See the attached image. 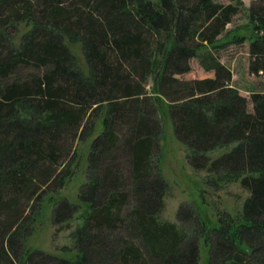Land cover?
<instances>
[{"label":"trees","instance_id":"16d2710c","mask_svg":"<svg viewBox=\"0 0 264 264\" xmlns=\"http://www.w3.org/2000/svg\"><path fill=\"white\" fill-rule=\"evenodd\" d=\"M246 41L264 75V0H0V264H199L201 239L209 264H264V90L242 95L220 54ZM193 58L212 73L180 78ZM164 111L207 183L249 191L236 215L161 217ZM91 138L77 200L58 198ZM46 201L80 220L73 258L27 246Z\"/></svg>","mask_w":264,"mask_h":264},{"label":"rangeland","instance_id":"374dc122","mask_svg":"<svg viewBox=\"0 0 264 264\" xmlns=\"http://www.w3.org/2000/svg\"><path fill=\"white\" fill-rule=\"evenodd\" d=\"M229 2L230 0H219ZM253 0H244L246 6H250ZM244 12L235 17L233 24L242 25L247 22ZM72 51L75 53L80 65L84 69L86 66L84 54L81 48L69 42ZM221 60L233 73V85L240 88V93L250 99L251 93L247 90L255 85L256 89L264 90V75H254L249 72V42L241 45H231L220 52ZM191 70L180 75V78L194 79L212 73L206 71L197 58L190 61ZM249 109L253 110V103L249 100ZM165 133L161 141V163L162 175L169 184L168 193L165 197V206L161 217L165 220L178 222V211L182 205L196 208L203 220L213 225L218 220L219 214L228 212L236 215L242 210L243 203L249 196V191L241 186L240 182L222 183L216 186L207 183L208 173L206 171L195 170L188 161L185 146L176 138L172 121L164 111L161 114ZM92 138L79 145V151L83 159L75 166V174L66 183L58 198L67 197L76 201L80 187L86 182L87 161L86 155L90 147ZM223 150H216L209 154L213 157L219 155ZM57 199V198H56ZM53 203L46 201L41 215L36 221L34 232L27 240V246L40 248L45 252L57 256L73 258V250L63 251L64 247H73L74 242L71 232L79 224L80 220L73 219L69 227H61L52 223ZM186 216V213L184 214ZM200 260L199 264H209V248L204 246L200 240Z\"/></svg>","mask_w":264,"mask_h":264}]
</instances>
